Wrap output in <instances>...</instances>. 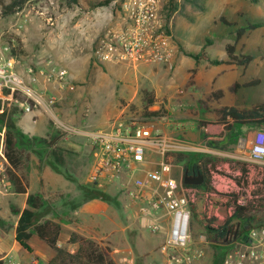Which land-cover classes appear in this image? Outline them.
I'll return each instance as SVG.
<instances>
[{
    "label": "rangeland",
    "instance_id": "rangeland-1",
    "mask_svg": "<svg viewBox=\"0 0 264 264\" xmlns=\"http://www.w3.org/2000/svg\"><path fill=\"white\" fill-rule=\"evenodd\" d=\"M11 1L0 0V44L10 46L20 61L19 69L26 76L29 68H33L34 79L27 76L31 87L46 96L57 97L51 111L36 107L31 112H25L18 102L0 99V113L7 109L17 127L20 164L16 171L28 191L45 201L37 212V222L54 217L86 227L85 219L94 218L99 222L110 219V227L115 229L128 226L126 235L120 236L115 231L114 243L121 249L117 253L119 264H166L164 254L159 251L163 238L152 234L146 223L139 220L136 206H126L116 186L100 188L92 181L97 150L84 135L59 127L56 117L80 131L108 128L118 118L144 117L173 137L208 148L207 152L183 153L212 156L217 161L216 168L222 172H243L242 163H245L248 173H243L242 181L264 195V162L246 159L253 145L251 132L260 128L226 131L217 123L216 112L223 106L251 108L264 102V0L259 3L197 0L203 9L187 0H160V17L174 56L171 64L141 63L138 67L130 63L101 62L95 56V48L106 32L123 24L125 0H27L21 8L6 14L5 5ZM255 22L261 26L248 29L238 38V30ZM228 44L235 45L236 55L255 56L253 61L247 66L228 63ZM186 51H204L211 60L222 63L206 59L197 62ZM49 60L67 68L69 75L64 85L47 82L38 73ZM112 70L118 71V75ZM258 80L259 83L242 86L236 92L231 90L235 83L243 85ZM143 88L156 93V103L149 109L141 92ZM218 90H223L224 95H214ZM147 110H159L161 116L147 117L144 115ZM178 123L181 131L176 129ZM185 125L193 131H187L183 128ZM54 136H58L56 145L66 150L62 164L40 142ZM225 137L230 139L226 142ZM211 141L223 145L212 147ZM176 156L177 153L173 160L177 169H184L183 163L176 162ZM96 189L102 192L100 199L109 203L110 208L88 212L83 207ZM26 198L27 194L18 193L12 183L0 194V251H8L6 264L21 263L11 246L17 239L15 224L19 215L14 209L21 211L27 205ZM255 215L254 224H264V208H258ZM102 230L99 227L100 233L85 235L97 244L113 248V241L107 234L104 237ZM202 233L194 224L193 239L197 240ZM127 241L130 246L123 249ZM140 242L146 247L141 249ZM25 247L32 249L28 241ZM214 252L213 245H209L200 264H213Z\"/></svg>",
    "mask_w": 264,
    "mask_h": 264
},
{
    "label": "built area",
    "instance_id": "built-area-1",
    "mask_svg": "<svg viewBox=\"0 0 264 264\" xmlns=\"http://www.w3.org/2000/svg\"><path fill=\"white\" fill-rule=\"evenodd\" d=\"M122 9L123 24L106 32L95 48L96 58L134 65L171 64L174 48L160 17V0H125ZM19 63L10 46L0 44V99L20 103L25 112L36 107L51 111L57 97L31 87L27 76L34 79L33 68L26 76ZM38 73L45 81L60 85L69 75L67 68L53 60ZM55 121L70 133L84 135L97 150L92 181L100 188L116 186L126 206L137 207V216L147 229L163 238L159 251L166 264H200L213 244L223 248L220 264H264V224H254L241 236L240 223L234 224L221 240L208 238L209 227L218 229L237 207L257 204L264 198L242 181L240 170L229 174L209 165L208 186L186 184V172L177 169L173 155L189 150L207 152L208 148L164 133L144 117L118 118L108 128L89 131L71 128L57 117ZM250 156L252 161L264 162V130L256 132ZM9 167L5 135L0 130V194L11 184ZM194 224L203 231L197 240L192 236Z\"/></svg>",
    "mask_w": 264,
    "mask_h": 264
},
{
    "label": "trees",
    "instance_id": "trees-1",
    "mask_svg": "<svg viewBox=\"0 0 264 264\" xmlns=\"http://www.w3.org/2000/svg\"><path fill=\"white\" fill-rule=\"evenodd\" d=\"M27 0H12L9 4L5 5L6 14L12 13L16 11L17 8H21ZM196 6H199L197 0H187ZM252 3H259L262 0H249ZM203 9V6H199ZM260 23H250L248 27L242 28L238 30V38H240L248 29H256L260 27ZM226 51L228 55V63H235L240 66H247L250 62L253 61V55L239 56L235 54V45L228 44L226 46ZM185 54L189 57H192L197 62L201 59L211 60L209 55L201 51L199 53H194L190 51H186ZM212 63L220 64L222 61L220 60H211ZM259 83L255 82H247L245 84L235 83L231 90L236 92L242 86H249L253 84ZM141 92L144 95V98L148 102V106L146 109H149L151 105L155 103V92L148 88H143ZM217 97L223 96L224 91L218 90L215 93ZM217 112V123L223 125L224 129L229 132H233L235 129H241L243 126H254L264 129V102L258 103L251 108H239L237 106H223L216 110ZM147 117L153 116H161V112L158 111H146L144 113ZM0 118L2 122V131H4L5 135V144H6V156L12 167L8 168V174L11 183L15 186V189L18 193H28L26 207L19 211L14 209L16 213H19V220L16 226V238L17 240L27 246V241L31 239L34 234H37L41 239H44L48 242L49 245L55 246L57 242V236L61 229L58 223H55L51 220H45L43 222H37L36 216L37 212L43 208L45 205V201L41 198L40 195L30 193L27 187L23 184L21 177L18 175L16 169L19 167L20 158H19V149L17 146V127L15 122L12 119V114L4 109L0 113ZM242 133V132H241ZM238 135V134H237ZM58 136H54L53 139L47 140L42 139V142L45 146H47V151L54 155L55 159L59 163H64V156L62 155L66 152L65 149L56 145ZM226 142L230 137L224 138ZM210 146L212 147H220L223 145L221 142L211 141ZM177 163H183L184 171H188L189 174L192 173H201L204 176V184L201 186H208L210 182V167L216 168L217 161L212 156L203 155L199 153H177L176 156ZM243 165V173L247 174L248 169L246 168V164ZM264 183V180H263ZM90 198H103V194L100 190L96 189V193L93 194ZM264 208V198H262L257 204L251 203L247 206H239L236 208L235 212L229 217L225 224L220 226L218 229H213L211 227L208 228V238L215 239L216 241L224 238L227 233L232 229L234 224L242 225L238 232V235H244L248 232L249 228L254 226V222L256 220L255 212L258 208ZM260 224L259 226H262ZM83 241L87 242L88 248L85 251L86 256V264H116L115 260L112 258V248L109 245H100L95 243L92 240H87L86 238H82ZM215 248L213 264H220L222 261V257L224 254L223 248L218 244H213ZM0 264H4V260L0 256Z\"/></svg>",
    "mask_w": 264,
    "mask_h": 264
},
{
    "label": "crops",
    "instance_id": "crops-1",
    "mask_svg": "<svg viewBox=\"0 0 264 264\" xmlns=\"http://www.w3.org/2000/svg\"><path fill=\"white\" fill-rule=\"evenodd\" d=\"M142 65H143V63H142ZM138 66H139V64H138ZM112 72L116 73V75H118V71L112 70ZM120 74H119V76H123L122 74L121 75ZM136 76H137V74H136ZM155 95H156V93H155ZM155 103H156V101H155ZM154 104L151 105L150 107L154 106ZM219 125H221V124H219ZM221 126H223V125H221ZM243 127L254 128V126H243ZM183 128L187 129V131H193V129L189 130L187 125H185ZM176 129H177V131H181V126L179 123H178V126L176 127ZM260 129H258V130H260ZM161 130L164 133H168L163 128H161ZM257 131L251 132L253 142H254L255 134ZM233 154L236 155L235 153H233ZM246 159L249 162H255V161L251 160L250 154L248 156H246ZM25 194H27V196H28V193H25ZM26 201H27V198H26ZM25 207L26 206H24V208ZM109 208H110L109 203H107L106 201H103L100 198L90 199L88 201V203H86L83 207V209L88 211V212H91V211L92 212H100V211L107 210ZM19 216H20V214L18 215V220H19ZM18 220L16 221V224H15V238H16V226H17ZM45 220H51L55 223H58L61 227L59 234L57 236L56 245L55 246L49 245L47 241H45L44 239H41L37 234H34L31 237V239L28 241V243L32 246V249L26 248L21 243H19L17 239H15L12 246H11L12 247L11 250H13V248L16 249V252L18 253V255L20 257V261H21L20 264H31V262H32V264H86L87 259L85 256V251L87 250L88 245H87V242L82 240V238H86L87 240H90L89 237H87V235H85V234L100 233L99 227H101L103 229L101 231L103 236L105 237V235L107 234L106 236L109 239H111V241H113V244H112L113 248H112V253H111L112 258L115 260L116 264H119V262L117 261V253L120 252L121 249L119 247H117L114 243L115 231H118L120 236L122 234L126 235V233L128 231L127 230L128 226L124 225L122 228L115 229L112 226L110 227V224H111L110 219L103 220L102 222H99V221L95 220L94 218H90L89 220L85 219L84 223L87 224L86 227H82L80 225L77 226L73 222L62 220L60 218L48 217ZM41 222H43V221H41ZM134 222H136V220ZM106 226L108 227V232L106 231L107 230ZM127 242H128V245H125V243H124L123 249H127V247L130 246V242L129 241H127ZM139 246L141 249H143V247H146L144 242H140ZM7 252L8 251L7 250L5 251V249H4V251L3 250L0 251V256L4 260V264H6V258L8 255ZM17 259H18V257H17ZM149 263L150 262H148V264Z\"/></svg>",
    "mask_w": 264,
    "mask_h": 264
},
{
    "label": "water",
    "instance_id": "water-1",
    "mask_svg": "<svg viewBox=\"0 0 264 264\" xmlns=\"http://www.w3.org/2000/svg\"><path fill=\"white\" fill-rule=\"evenodd\" d=\"M184 182L189 185L200 186L204 184V176L201 173L189 174V172L186 171L185 176H184Z\"/></svg>",
    "mask_w": 264,
    "mask_h": 264
}]
</instances>
